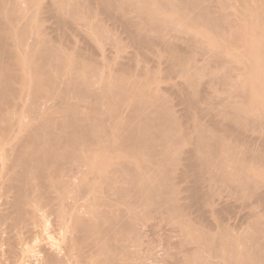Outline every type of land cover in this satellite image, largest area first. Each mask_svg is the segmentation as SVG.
<instances>
[{
    "label": "bare ground",
    "instance_id": "bare-ground-1",
    "mask_svg": "<svg viewBox=\"0 0 264 264\" xmlns=\"http://www.w3.org/2000/svg\"><path fill=\"white\" fill-rule=\"evenodd\" d=\"M154 257L264 264V0H0V264Z\"/></svg>",
    "mask_w": 264,
    "mask_h": 264
},
{
    "label": "rangeland",
    "instance_id": "rangeland-1",
    "mask_svg": "<svg viewBox=\"0 0 264 264\" xmlns=\"http://www.w3.org/2000/svg\"><path fill=\"white\" fill-rule=\"evenodd\" d=\"M48 23H49V22H47V25H49ZM78 40L80 41V39H78ZM78 44H79V42H78ZM80 44H81V43H80ZM83 44H84V43H82V45H83ZM122 45H123V44L121 43V44H120V47L124 48L125 46H124V45L122 46ZM120 47H119V48H120ZM122 48H120V49H122ZM233 50H234L235 52H238V49H235V48H234ZM118 54H119V55L121 54V50L118 52ZM171 78L174 79L175 77L172 76ZM172 79H170V80H172ZM176 79H178V78H175V79H174V80L177 82ZM179 79H180V78H179ZM180 80H181V79H180ZM175 81L172 80V82L170 81V83H171V84H172L173 82L176 83ZM178 82H179V80H178ZM165 83H167V82H163V83H161L160 86L162 87ZM174 83H173V84H174ZM117 84L120 85V81H118ZM117 84H116V85H117ZM118 85H117V86H118ZM165 85H166V84H165ZM164 87H165V86H164ZM200 88H201V87H200ZM202 90H203V89H202ZM202 90H201V91H202ZM204 91H205V89H204ZM202 92H203V91H202ZM260 169L263 170L262 168H260ZM231 201L234 202V203H232V204L234 205V207H235V204H236V206L239 207V205H240V201H239V200H237V199L234 200V199H233V200H231ZM237 201H238V202H237ZM237 203H238V204H237ZM223 213H224V214H223ZM223 213H221V215H219V216H220L221 218H223L224 222H227L228 224L231 223L230 225H232L233 228H234L236 231H240L239 229L245 226L244 223H245L246 221H245V220L243 219V217H241L239 214H236V215H237V218H236V216L234 215L235 217H232V218H231L232 220H231V219L229 220V219H228V216L225 215L226 213H225V212H223ZM222 214H223V216H222ZM236 221H237V222H236ZM48 223H49V222H48ZM48 223H46V224H47V227H46L47 230H49L50 228H52V224H49V225H48ZM235 223H236V224H235ZM240 224H241V225H240ZM50 225H51V226H50ZM239 225H240V226H239ZM48 226H49L50 228H49ZM241 226H242V227H241ZM48 228H49V229H48ZM52 230H53V228L50 229V232H48V231H47V232H48V233H51ZM52 235H53L54 237H56V238H54V239L60 241V243H61V239L59 240V235H57V234H56V235L52 234ZM62 235H64V233H62ZM62 235H61V237H62ZM173 235H174V234H173ZM175 235H176V234H175ZM175 235H174V238H172V241L175 240V239H177ZM51 237H52V236H51ZM149 238H150V243H154V247L156 248V251H155L156 255L154 254L155 257H156L159 253H161L160 250L162 249V248H161L162 245H161L160 243H163V242L160 240V237H159V236L151 235ZM52 239H53V237H52ZM52 239H51V240H52ZM56 240H55V241H56ZM53 241H54V240H53ZM53 241H52V242H53ZM55 241H54V242H55ZM58 241H57V242H58ZM37 242H38V244H42V243H44L43 241H42V243H41L40 240H38ZM37 242H36V243H37ZM39 242H40V243H39ZM57 242H55V243H57ZM58 244H59V242H58ZM188 244H189V243H188ZM188 244H187L186 246H184L183 249H186V247H188V249H191L193 245L195 246L194 243H193V244H189V245H188ZM249 244H250V243H249ZM191 245H192V246H191ZM194 246H193V247H194ZM189 247H190V248H189ZM158 250H159V251H158ZM155 257H154L153 259H148V260L146 261L147 264H153V263H154V259H155ZM150 260H151V261H150ZM146 262H145V263H146ZM231 264H241V262H237V261H235L234 263L232 262Z\"/></svg>",
    "mask_w": 264,
    "mask_h": 264
}]
</instances>
